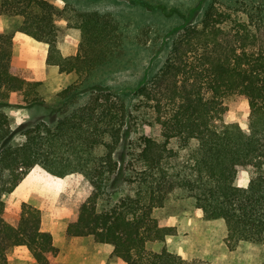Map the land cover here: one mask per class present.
<instances>
[{"label": "trees", "instance_id": "obj_1", "mask_svg": "<svg viewBox=\"0 0 264 264\" xmlns=\"http://www.w3.org/2000/svg\"><path fill=\"white\" fill-rule=\"evenodd\" d=\"M63 1L59 8L46 0H0V15L14 22L0 34V107L12 92L26 106L43 103L41 83L10 63L15 30L47 43L46 63L76 75L57 92L56 123L26 128L23 143L14 142L0 108V264H9L6 255L17 246L36 264H57L39 209L23 202L8 210L3 199L36 165L63 179V190L75 191L66 234L110 244L125 264H208L147 249L175 234L153 216L169 196L190 199L204 221H222L229 250L242 242L264 246V0L189 7L201 10L198 22L168 30L172 42L159 69L126 93L87 81L117 61L127 44L154 51L161 37L149 24L130 34L118 14L90 7L98 0ZM125 1L148 12L166 9L161 0ZM66 35L78 48L64 57L57 42ZM229 99L247 100L246 129L228 120ZM136 120L154 135L141 134L126 146ZM248 168L247 186H236L237 173Z\"/></svg>", "mask_w": 264, "mask_h": 264}, {"label": "rangeland", "instance_id": "obj_2", "mask_svg": "<svg viewBox=\"0 0 264 264\" xmlns=\"http://www.w3.org/2000/svg\"><path fill=\"white\" fill-rule=\"evenodd\" d=\"M164 1L165 11L162 7L154 12H148L140 6L130 5L125 0H98L97 3L90 6L109 10L116 16L118 14L117 17L128 27L130 34H136L139 28L143 27L142 25L149 24L153 28V33L156 32L161 38L157 40V43L160 41V44L155 46V52L151 51L150 47L142 48L134 46V43L127 44L123 55L117 61L101 67L90 77L87 81L89 86L100 85L126 93L159 69L172 42L171 38L167 40L165 37L167 31L186 23V21L198 22L201 10L199 11L197 8L192 11L188 8L193 5L202 6L204 0H161L162 3ZM223 1L228 3L232 0ZM83 4L85 1L81 5ZM169 12L172 14L169 15ZM9 21L14 24L10 19ZM68 36L76 39L74 36ZM75 79L76 75L73 73L62 74L56 83L48 86L40 85L38 89L43 103L30 106L21 102L17 92L10 93L7 104L0 108L8 117L10 127L15 133V143H23L26 128L40 121L49 126L56 123L58 114L53 106L57 101V92ZM121 91L119 92L122 93ZM86 96L87 93L82 94L80 100H84ZM227 106L228 120L237 122L246 129L249 114L247 100L229 99ZM129 130L126 146L141 134L154 135L152 128L140 120L132 122ZM120 151L121 149H118L115 155L120 156ZM52 176L40 166H34L23 181L17 185L18 188L16 187L3 197L8 210L19 207L25 199H29L32 204L40 203L44 206L48 213L46 224L50 225L53 242L58 249L57 264H125L112 254L113 247L110 244L98 243L92 236L70 237L66 234L68 217L75 211L73 205L75 191L69 188L63 190V183L61 192H50L48 180ZM250 176V168L241 170L237 173L234 184L245 187ZM153 216L164 219L169 225L174 226L175 234L167 236L163 242L148 243L146 246L149 250L160 251L165 248L184 259H202L208 264H261L264 259V246L261 245L242 242L235 250H229L224 243L226 232L224 223L220 220L204 221L200 211L195 208L190 199L169 196L163 207L153 212Z\"/></svg>", "mask_w": 264, "mask_h": 264}, {"label": "crops", "instance_id": "obj_3", "mask_svg": "<svg viewBox=\"0 0 264 264\" xmlns=\"http://www.w3.org/2000/svg\"><path fill=\"white\" fill-rule=\"evenodd\" d=\"M46 1L59 8L63 7L64 5L63 0ZM63 24V21L60 22V25ZM11 25L12 24L6 16L0 15V34L6 31H12L13 29H9ZM57 48L59 49L62 56H71L77 52L78 42L76 39L71 38L67 35L57 42ZM47 53V43L36 41L32 37L18 30L13 31L10 60L11 65L27 72L32 80L38 81L41 83V85L45 86L56 83L58 78L62 75V73L59 72L58 66L46 63ZM48 182V190L50 192L59 193L62 191L64 183L63 179L52 176V178L48 180ZM23 202L32 204L29 199H25ZM32 205L40 209L41 229L43 231H49L51 233V228L49 227L50 225L48 226L46 224V221L48 220V213L47 211H45L44 206L40 203ZM53 217H56L55 214ZM6 257L9 264H36L35 260L32 258L31 254L24 246L15 247L13 250L7 253Z\"/></svg>", "mask_w": 264, "mask_h": 264}]
</instances>
